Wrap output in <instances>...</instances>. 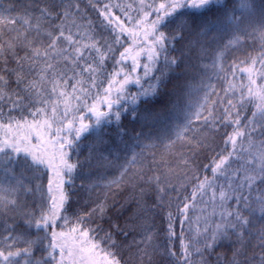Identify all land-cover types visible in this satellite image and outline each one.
<instances>
[{
	"label": "snow or ice",
	"instance_id": "1",
	"mask_svg": "<svg viewBox=\"0 0 264 264\" xmlns=\"http://www.w3.org/2000/svg\"><path fill=\"white\" fill-rule=\"evenodd\" d=\"M12 12L0 0V264H210L225 242L216 264H264V0Z\"/></svg>",
	"mask_w": 264,
	"mask_h": 264
},
{
	"label": "trees",
	"instance_id": "2",
	"mask_svg": "<svg viewBox=\"0 0 264 264\" xmlns=\"http://www.w3.org/2000/svg\"><path fill=\"white\" fill-rule=\"evenodd\" d=\"M5 2H10L13 6V12H12V15H19V14H23V11L27 8H29L31 5H35V4H39V3H42V0H5ZM84 2L86 3L87 0H84ZM261 50L260 48V43L259 41H253L252 39H249L247 41V45L244 49H241L239 51H236L232 54V56L229 57V60H228V63H231L233 59H244L245 56L249 53H251L252 55H255L257 54L259 51ZM3 68V63L2 61H0V69ZM133 91H135V88L133 87L132 89ZM159 159V157H158ZM79 183V181L77 182ZM127 196V193L126 192H122L120 194H118L116 196V200L117 201H120V202H123L124 198ZM157 212H160L159 209L156 210ZM200 214V208L197 207L195 209H193L191 212H190V215L192 216V224H191V228L193 230H195V228L197 227L196 225V216ZM9 223H11V221H9ZM166 228L167 227V222H166V214L165 213H161L159 216L156 217V228L157 230L160 229V228ZM188 228H189V225H185V235L187 236L189 233H188ZM177 231H179V226H177ZM140 237H137V240H139ZM163 242H164V236L163 234H161L157 240L155 241V243L157 245H159L162 249L163 247ZM176 244L178 246V241H176ZM231 244L230 243H227L225 242V245L224 247H217L215 249V252L211 255H208L206 256V258L209 260L210 264H216V260H217V255L216 253H224V255L226 256H230L231 255ZM257 253H259V249L257 248L256 249ZM256 259H259V256L257 255L255 257ZM153 259L155 261H160L162 259V256L160 254H156L154 255ZM194 259H199V257H194Z\"/></svg>",
	"mask_w": 264,
	"mask_h": 264
}]
</instances>
